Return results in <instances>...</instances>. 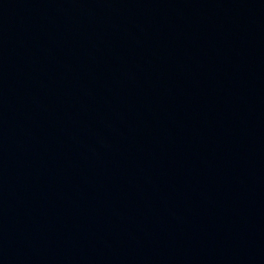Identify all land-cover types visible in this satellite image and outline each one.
I'll use <instances>...</instances> for the list:
<instances>
[{
    "label": "water",
    "instance_id": "1",
    "mask_svg": "<svg viewBox=\"0 0 264 264\" xmlns=\"http://www.w3.org/2000/svg\"><path fill=\"white\" fill-rule=\"evenodd\" d=\"M0 264H264V0H0Z\"/></svg>",
    "mask_w": 264,
    "mask_h": 264
}]
</instances>
